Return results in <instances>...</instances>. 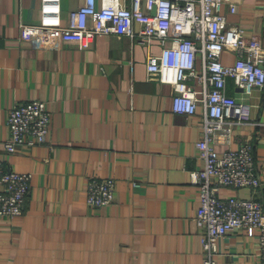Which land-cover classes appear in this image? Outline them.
I'll return each instance as SVG.
<instances>
[{
    "label": "crops",
    "instance_id": "crops-1",
    "mask_svg": "<svg viewBox=\"0 0 264 264\" xmlns=\"http://www.w3.org/2000/svg\"><path fill=\"white\" fill-rule=\"evenodd\" d=\"M82 1L61 0L63 18ZM231 1L226 21L264 44V0ZM38 18L39 0H0V161L30 174L23 214L0 216V264H202L192 175L204 165L195 146L202 105L174 112L171 86L147 77L158 40L101 33L81 48L32 27ZM227 92L245 97L231 79ZM33 98L51 114L46 141L8 153L7 114ZM245 98L250 119L233 126L229 143L213 142L222 151L249 141L260 184L219 193L264 205V86ZM103 177L114 178L113 201L90 206L88 182ZM217 249L216 264H262L255 230L229 231Z\"/></svg>",
    "mask_w": 264,
    "mask_h": 264
},
{
    "label": "built area",
    "instance_id": "built-area-1",
    "mask_svg": "<svg viewBox=\"0 0 264 264\" xmlns=\"http://www.w3.org/2000/svg\"><path fill=\"white\" fill-rule=\"evenodd\" d=\"M225 5L230 12L236 10L231 0H83L63 18L61 0H39V18L32 27L81 48L91 46L101 33L138 36L146 44L158 40L160 52L146 55L147 77L171 86L174 112L193 114L202 105L203 135L195 146L204 165L192 173L200 194L194 219L201 229L202 264H216L217 242L224 234L249 229L257 232L264 264L263 203L253 196L219 193L220 187L254 189L260 184L249 141L222 151L213 141L220 136L230 142L233 126L251 117L253 104L245 97L264 86V44L256 35L246 36L241 26L229 24ZM224 53H232V60H225ZM229 79L245 97L227 92ZM50 118L46 102L39 98L12 106L5 150L12 153L19 146L44 143ZM114 188L113 177L90 179L88 205L110 204ZM29 189V173L5 168L0 161V216L22 215Z\"/></svg>",
    "mask_w": 264,
    "mask_h": 264
}]
</instances>
